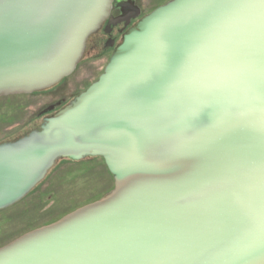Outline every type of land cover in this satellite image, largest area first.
Returning <instances> with one entry per match:
<instances>
[{"label":"water","instance_id":"water-1","mask_svg":"<svg viewBox=\"0 0 264 264\" xmlns=\"http://www.w3.org/2000/svg\"><path fill=\"white\" fill-rule=\"evenodd\" d=\"M114 2L0 0V98L70 78ZM52 111L0 143V212L60 161L102 159L114 187L0 247V264H264V0L168 1Z\"/></svg>","mask_w":264,"mask_h":264},{"label":"rangeland","instance_id":"rangeland-1","mask_svg":"<svg viewBox=\"0 0 264 264\" xmlns=\"http://www.w3.org/2000/svg\"><path fill=\"white\" fill-rule=\"evenodd\" d=\"M168 1L149 0L147 9ZM108 58L107 55L102 59L84 60L70 78L52 90L0 98V143L18 139L39 128L43 112L59 102L66 105L84 92L102 74ZM113 187V178L102 159L60 162L27 198L0 212V247L98 201Z\"/></svg>","mask_w":264,"mask_h":264},{"label":"flooded vegetation","instance_id":"flooded-vegetation-1","mask_svg":"<svg viewBox=\"0 0 264 264\" xmlns=\"http://www.w3.org/2000/svg\"><path fill=\"white\" fill-rule=\"evenodd\" d=\"M148 2L149 0H115L110 21L105 24L104 29L99 34L93 36L89 40L87 53L84 60L102 59L108 55L109 62L115 47L121 40L123 31H127L133 27L143 16L151 13L156 8L167 3L166 2L162 5H158L152 9H147ZM138 15H140V17L135 18ZM108 24L110 26L107 28ZM127 25L128 27H126ZM62 103L63 102H59L54 106H50L47 108V110L53 107H58L57 110H59L65 106V104L62 105ZM53 113H55V111L42 115L41 120L49 115H52Z\"/></svg>","mask_w":264,"mask_h":264},{"label":"snow or ice","instance_id":"snow-or-ice-1","mask_svg":"<svg viewBox=\"0 0 264 264\" xmlns=\"http://www.w3.org/2000/svg\"><path fill=\"white\" fill-rule=\"evenodd\" d=\"M195 27L196 26L193 25L194 31H195ZM194 31H189L185 35H177L174 38V42H175L176 46L177 47H183L184 45L189 43L192 40V36H193ZM159 71L161 74H166V73H170L171 69L169 67H167L166 65H161Z\"/></svg>","mask_w":264,"mask_h":264},{"label":"trees","instance_id":"trees-1","mask_svg":"<svg viewBox=\"0 0 264 264\" xmlns=\"http://www.w3.org/2000/svg\"><path fill=\"white\" fill-rule=\"evenodd\" d=\"M35 130H39V128H37V129H35ZM30 132H31V131H30ZM30 132L26 133L25 135H28ZM25 135H24V136H25ZM15 140H16V139H15ZM12 141H14V140H12ZM6 142H8V141H6ZM60 162H62V161H60ZM60 162H58L57 164H60ZM57 164H56V166H57ZM56 166L54 167V169L56 168ZM54 169H53V170H54ZM39 186H40V185H39ZM39 186H38V187H39ZM38 187H37V188H38ZM37 188H36V189H37ZM36 189H35V190H36ZM104 196H105V195H104Z\"/></svg>","mask_w":264,"mask_h":264}]
</instances>
